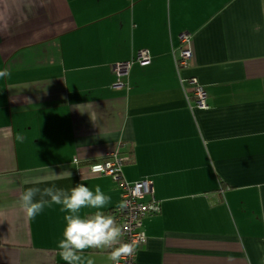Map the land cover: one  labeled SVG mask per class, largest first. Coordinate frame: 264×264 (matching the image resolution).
I'll return each mask as SVG.
<instances>
[{
  "label": "crops",
  "instance_id": "crops-1",
  "mask_svg": "<svg viewBox=\"0 0 264 264\" xmlns=\"http://www.w3.org/2000/svg\"><path fill=\"white\" fill-rule=\"evenodd\" d=\"M140 51L151 62L118 87L114 66ZM4 68L0 264H64L59 206L28 219L19 196L100 185L104 211L119 209L118 183L89 169L118 150L126 181L152 182L145 200L161 206L138 264H264V0H0ZM182 78L204 86L208 110Z\"/></svg>",
  "mask_w": 264,
  "mask_h": 264
},
{
  "label": "clouds",
  "instance_id": "clouds-1",
  "mask_svg": "<svg viewBox=\"0 0 264 264\" xmlns=\"http://www.w3.org/2000/svg\"><path fill=\"white\" fill-rule=\"evenodd\" d=\"M10 75L7 68L0 70V78ZM24 137L17 135V140ZM99 165L92 166V172L100 171ZM60 175H68L64 172ZM112 197L100 185L93 187L79 183L70 189L55 185L40 188L30 187L19 196L21 210L28 219L39 216L46 207L59 206L63 213L64 227L62 236L56 243L58 255L64 264H95L88 250H107L110 264H120L122 257L135 252V242L123 239V226L115 216L104 209L111 204ZM126 207L120 202L119 208ZM89 211H85V210Z\"/></svg>",
  "mask_w": 264,
  "mask_h": 264
},
{
  "label": "built area",
  "instance_id": "built-area-1",
  "mask_svg": "<svg viewBox=\"0 0 264 264\" xmlns=\"http://www.w3.org/2000/svg\"><path fill=\"white\" fill-rule=\"evenodd\" d=\"M190 37L182 35V45L189 44ZM193 57V52L188 47H181L180 54L176 56V67L178 72L188 67L189 61ZM151 62V57L148 51H140L134 61L121 63L114 66L115 74L118 77V87H123L125 84L122 79L125 78L133 65L138 63L142 66L148 65ZM181 84L194 108L199 110H208V94L204 86L196 78L181 79ZM127 159L120 155L119 150L110 154L104 161L89 165L92 172L93 165H99L100 171L93 174L101 176H109L116 181L122 189V199L126 204L123 209L117 210L116 220L123 226L126 242H135L136 250L133 254L122 257L120 264H138V251L141 246L147 242V236L143 230L144 220L150 215H156L161 212L160 204L154 199L146 202V197L152 195V182L141 181L138 183H129L123 176V166Z\"/></svg>",
  "mask_w": 264,
  "mask_h": 264
},
{
  "label": "trees",
  "instance_id": "trees-1",
  "mask_svg": "<svg viewBox=\"0 0 264 264\" xmlns=\"http://www.w3.org/2000/svg\"><path fill=\"white\" fill-rule=\"evenodd\" d=\"M136 59V58H135ZM134 59V60H135ZM134 60H132V61H134ZM124 79V78H123ZM119 185V184H118ZM123 200V199H122ZM120 209V208H119ZM117 210L118 209H116V210H112V211H107V213H109V214H111V215H113V216H115V218H116V215H117Z\"/></svg>",
  "mask_w": 264,
  "mask_h": 264
}]
</instances>
